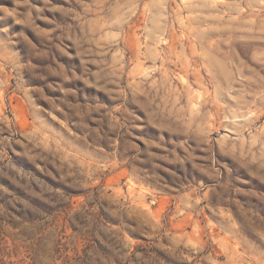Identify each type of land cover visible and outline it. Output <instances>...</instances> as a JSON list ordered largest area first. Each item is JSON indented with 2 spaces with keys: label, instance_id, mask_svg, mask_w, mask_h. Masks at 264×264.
<instances>
[{
  "label": "rangeland",
  "instance_id": "374dc122",
  "mask_svg": "<svg viewBox=\"0 0 264 264\" xmlns=\"http://www.w3.org/2000/svg\"><path fill=\"white\" fill-rule=\"evenodd\" d=\"M0 264H264V0H0Z\"/></svg>",
  "mask_w": 264,
  "mask_h": 264
}]
</instances>
